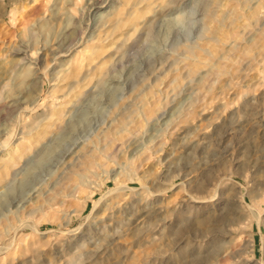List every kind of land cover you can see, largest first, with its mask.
Here are the masks:
<instances>
[{
    "label": "rangeland",
    "instance_id": "1",
    "mask_svg": "<svg viewBox=\"0 0 264 264\" xmlns=\"http://www.w3.org/2000/svg\"><path fill=\"white\" fill-rule=\"evenodd\" d=\"M262 1L0 0V264H264Z\"/></svg>",
    "mask_w": 264,
    "mask_h": 264
},
{
    "label": "bare ground",
    "instance_id": "2",
    "mask_svg": "<svg viewBox=\"0 0 264 264\" xmlns=\"http://www.w3.org/2000/svg\"><path fill=\"white\" fill-rule=\"evenodd\" d=\"M262 3H263V7H261V5L260 4H258L257 6H255V7H253L252 9H251V15H252V17L254 18L255 16H258L259 14H260V12H261V10L264 8V0L262 1ZM119 14V13H118ZM252 18V19H253ZM224 23V22H223ZM218 24V23H217ZM225 24V23H224ZM212 25V24H211ZM221 25V24H220ZM249 26H251V25H249ZM117 27V26H116ZM115 31V30H114ZM214 38V37H213ZM100 40V39H99ZM252 43V42H251ZM250 44V43H249ZM253 45H254V42H253ZM80 46V45H79ZM88 46V45H87ZM252 46V45H251ZM89 47V46H88ZM94 47H95V45H94ZM96 48V47H95ZM250 48H252V47H250ZM89 50V49H88ZM81 52V51H80ZM78 53V56H80V54L82 53ZM92 52H93V50H92ZM94 52H96V51H94ZM99 52V51H98ZM90 53H91V50H90ZM92 54V53H91ZM95 54V53H94ZM96 54H97V52H96ZM84 55V54H83ZM89 55V54H88ZM85 56V55H84ZM85 58V57H84ZM90 57L88 56V59H89ZM75 59V58H74ZM77 59V58H76ZM75 59V60H76ZM74 60V61H75ZM78 61H79V59H77ZM85 60V59H84ZM84 60L82 61V62H84ZM87 60V59H86ZM78 61L76 62V63H78ZM81 61V60H80ZM71 62V61H70ZM74 63V62H73ZM84 64V63H83ZM103 64H105L104 62H103ZM81 66H82V68H83V65L81 64ZM69 67H71V68H69ZM68 68V70H69V72H71V73H73L72 71H74V70H72V67H73V65L71 66H69ZM80 68V67H79ZM74 69V68H73ZM78 68H76V70H77ZM72 70V71H71ZM76 72V71H75ZM77 72H80V70L79 71H77ZM89 72V71H88ZM89 74V73H88ZM75 75H77V77H78V75H80L79 73H75ZM66 76H68V74L67 75H65V77H64V79L66 78ZM70 76H72V74H70ZM88 76V75H87ZM75 76H74V74H73V78H74ZM75 78V79H78V78ZM70 78V77H69ZM72 78V77H71ZM86 79H89V78H86ZM80 80H82V79H80ZM84 81V80H83ZM86 81V80H85ZM84 81V82H85ZM78 82V81H77ZM88 82H90V81H88ZM79 83V82H78ZM81 83V82H80ZM84 84V83H83ZM83 84H81V85H83ZM85 85V84H84ZM78 86V85H77ZM73 87V86H72ZM75 88V87H74ZM78 88H79V86H78ZM81 88H83V87H81ZM72 89V88H71ZM70 89V90H71ZM77 89V88H76ZM81 95H82V93L80 92V91H75V92H73L72 91V93L70 92V99L68 100V101H71L72 102V99H78V98H80L81 97ZM68 103V102H67ZM55 112V114L54 115H57V116H60V115H62V113H63V111H62V109H58V110H55L54 111ZM49 127H52V126H49ZM47 129H48V127L44 130V132H43V134H41V137H42V135H44L45 136V133H46V131H47ZM47 134V133H46ZM37 137H39V135H37ZM16 158V157H15ZM15 158H11L12 159V161L14 162L15 160ZM19 158V157H18ZM87 160V159H86Z\"/></svg>",
    "mask_w": 264,
    "mask_h": 264
}]
</instances>
